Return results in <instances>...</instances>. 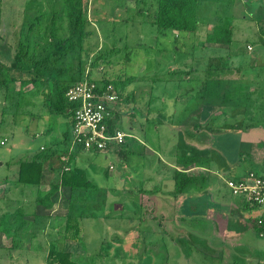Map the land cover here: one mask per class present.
Here are the masks:
<instances>
[{
	"label": "rangeland",
	"instance_id": "1",
	"mask_svg": "<svg viewBox=\"0 0 264 264\" xmlns=\"http://www.w3.org/2000/svg\"><path fill=\"white\" fill-rule=\"evenodd\" d=\"M68 1L0 0V61L12 64L24 44L32 57L31 66L38 73H46L45 67L35 65L33 57L46 56L43 50L52 42V27L60 36L69 33ZM82 2L91 34L81 47L74 46L56 60L65 70L62 84H68L85 68L97 79H118L119 75L136 79L127 86L134 89V100L121 105L124 111L120 109L115 122L137 139H127V158L85 151L86 156L79 160V164L88 166L97 185L95 190L81 192L72 205L74 213L83 210L86 214L70 220L80 224L79 234L74 228L58 233V225L67 221L70 201L63 193H56L52 197L54 210L47 207L43 214L65 216L47 223L28 221L25 229L36 226L31 239L35 248L30 249L26 233L22 245L13 246L7 231L2 230L4 226L9 228L12 220L9 217L1 222L3 213L23 209L22 218L32 220L39 189L46 192L59 181L63 164L51 156L46 161L48 178L39 188H31L17 180L19 162L33 157L41 147L58 142L71 121L65 114L51 112L40 94L24 96L32 85L12 84L10 96L0 87V264H51L46 260L52 245L55 250L72 251V258L79 264H264V231L255 228V224L260 225L264 208L241 215L238 204L242 196L234 195L228 187L226 180L231 175L220 156H227L232 170L239 167V176L264 167V0H205L196 33L167 32L159 37L152 34L150 23L142 22L143 16L134 18L138 13L136 0ZM139 16L141 22H135ZM217 22L234 24L230 47L202 44L207 30ZM97 57L99 64L92 65ZM213 78L222 81L215 83L216 88L207 95L201 87L206 79ZM118 86L124 88L123 84ZM136 91L140 97H136ZM208 105L214 108L212 114L218 123L198 130L195 124L202 119L201 108ZM203 147L210 156L206 173L218 179L214 183L222 182L221 194L225 201H231L228 209L210 207L207 213H196L199 204L194 197L210 186L207 181L193 193H169L174 189L169 177L173 169L166 158L170 155L169 162L175 164L171 152L199 153ZM242 153L248 158L243 159ZM188 170L195 173L193 167ZM217 170L224 175L219 173L217 177L213 173ZM5 195L18 201L8 204ZM232 208L239 211L232 212L230 219ZM53 227L57 233L49 238L45 232ZM248 230L245 242L240 246L235 243L233 236L238 235L233 234ZM237 247L235 255L233 249Z\"/></svg>",
	"mask_w": 264,
	"mask_h": 264
},
{
	"label": "trees",
	"instance_id": "2",
	"mask_svg": "<svg viewBox=\"0 0 264 264\" xmlns=\"http://www.w3.org/2000/svg\"><path fill=\"white\" fill-rule=\"evenodd\" d=\"M138 5V13L134 18H137L138 15L143 16L142 22L150 23L152 26V34L155 37L164 36L167 32H174L176 35H180L182 33H196L200 28V8L202 2L205 0H136ZM66 5V14L69 20V33L64 36H60L57 34L56 29L52 27V32L50 36L52 37V42L49 44V48L43 50V55L45 57L34 56L33 58L36 60L39 66L45 67L46 73H38L32 64V57L28 56V50H25V45L22 44L21 48H19L18 53L12 64H7L3 61H0V87H4L6 91V96H10L11 89L14 88V85L17 82L20 83L21 87H27L32 85L31 91L24 92V96L28 93L35 95H41L44 98V105L51 112L65 114L69 117L71 121V127L64 132L61 139L50 146L41 147V150L33 154V157L27 158L25 160H21L19 162L18 169V177L17 180L23 185L26 186L28 184L32 187L39 188L43 183L45 178L44 170L46 169V161L49 160L51 156H56V159L60 160L62 164V169L59 173V181L56 183H52L50 189L46 192H43L39 189L38 196L35 202V209L33 212V216H39L44 213L45 208L51 207L53 205L52 197L58 192L61 191L64 195L67 196L70 201L69 212L67 215V221L65 224L60 223L58 225V233L65 234L69 233L71 229L74 228L75 234H79L81 228L78 222H71L70 220L73 218H77L78 216L86 217V214L82 211L80 213H74L72 209V205H74V201L79 197L81 192H90L91 190L97 189V185L93 183L91 179V174H93L88 166H82L79 164V160L83 159L84 153H95V154H108L111 152H100L96 149H86L83 142H73L72 136V119L75 112V108L77 107V103L71 102L66 97V91L71 84L82 79L85 75V69H83L79 75L74 77L68 84L65 82L62 84V77L65 73L63 67H59L56 64V60L58 58L63 57V55L69 51L74 49V46H82L83 40L86 36L91 34V30L88 28L89 20L87 19L86 11L83 8L82 0H69L65 3ZM129 9V7H128ZM127 9V13H128ZM129 18V17H128ZM133 18V16L131 17ZM134 21H139V19ZM234 29L235 26L233 23H225V22H217L214 23L213 27L210 30H207L206 37L202 40V44L206 43H220L230 47L234 43ZM90 32V33H89ZM186 35V34H185ZM178 38V36H176ZM178 40V39H176ZM175 42V41H173ZM175 47V46H174ZM25 48V49H24ZM176 49V48H175ZM177 49H180L177 48ZM42 55V56H43ZM264 59V56H262ZM98 57L92 61V65L99 64ZM86 66V65H85ZM183 70L181 69V72ZM175 72H178L175 70ZM188 72V71H187ZM184 73V71H183ZM186 78V77H184ZM193 78H191L192 80ZM136 79L132 80L130 77L126 79V81H130V83L125 82L122 78L118 79H110L104 78V82L113 83L116 88L120 91L122 86H118V83L126 85L131 84ZM215 80V81H213ZM206 79L204 81L203 87H201L204 91H207V95L211 91L216 88L215 83L220 84L222 79L213 78ZM124 91L126 93L121 92L120 97V109L123 103H128L134 100V91L126 90L124 87ZM128 91V92H127ZM22 94V93H21ZM21 94L19 95V104L22 106L23 102L21 99ZM204 94V93H203ZM200 94L202 97L207 98V95ZM34 95V94H33ZM31 95V96H33ZM29 96L26 98L28 99ZM30 98V97H29ZM28 103H30L28 101ZM27 103V104H28ZM25 105V104H24ZM23 105V107H24ZM210 105V104H209ZM208 106H202L201 114L204 113ZM26 106V105H25ZM120 111V110H119ZM118 110L113 111V119L110 120L112 127H116V119L119 115ZM124 111V109H123ZM205 114V113H204ZM198 118V117H197ZM200 119H197L196 126L199 123ZM255 125V124H252ZM251 125V126H252ZM132 135V134H131ZM133 136V135H132ZM131 136V137H132ZM130 137V138H131ZM128 142V140H127ZM127 142L116 149V154H118L122 158L128 157L127 150L125 145ZM4 144V140L2 143ZM243 155V153H242ZM241 155V156H242ZM67 158V160L63 161V159ZM52 162V160H50ZM177 162L180 163L183 167L181 169H176L173 174V179L175 183L174 194H189L193 193L200 189L201 186L206 184L207 176L203 174H195L189 173L188 169L194 166H205L208 167L210 164V156H202L193 153H181L177 157ZM51 168H54L53 166ZM255 171V170H249ZM264 176V167L261 171H256ZM9 176L5 177V180H8ZM6 194V193H5ZM192 198V197H191ZM4 200L8 199L7 195L3 197ZM18 200H12L9 198L7 202H17ZM243 201V210L248 212H252L254 210H258L261 208L259 204L251 203L249 201ZM94 212V211H93ZM238 210H235L237 213ZM12 213V214H11ZM24 214L23 209H18L14 213L6 212L3 213V217L1 218V222H6L7 218L11 217V224H9V228H2V230H6L8 235L13 238V246H19L22 244V237L26 233L31 236V239L35 236V233H30L27 229H25V224L28 222L22 218ZM242 215V214H241ZM257 216V215H256ZM264 218V214L261 215ZM64 217V216H63ZM9 220V219H8ZM22 220L21 226L18 225V221ZM237 224V223H236ZM231 225V224H230ZM240 227L242 224H239ZM256 225V228H263V225ZM246 225H244V229ZM238 227V229H240ZM20 229V231H19ZM52 230L56 231V228H52ZM261 230V229H260ZM24 232V233H22ZM57 232V231H56ZM75 236V235H74ZM76 237V236H75ZM32 241V240H31ZM55 246L50 247V251L47 255V262L51 264H79L78 261L72 258V251L68 250H55Z\"/></svg>",
	"mask_w": 264,
	"mask_h": 264
},
{
	"label": "built area",
	"instance_id": "3",
	"mask_svg": "<svg viewBox=\"0 0 264 264\" xmlns=\"http://www.w3.org/2000/svg\"><path fill=\"white\" fill-rule=\"evenodd\" d=\"M104 78H94L89 71L66 91L69 101L77 103L72 119L73 142H83L86 149L116 153L132 135L118 125L112 127L113 111L120 110L121 91ZM232 193L264 208V176L256 171L238 179L226 180ZM260 225L264 218L259 219ZM264 231V230H263ZM262 235L264 232L261 233Z\"/></svg>",
	"mask_w": 264,
	"mask_h": 264
},
{
	"label": "crops",
	"instance_id": "4",
	"mask_svg": "<svg viewBox=\"0 0 264 264\" xmlns=\"http://www.w3.org/2000/svg\"><path fill=\"white\" fill-rule=\"evenodd\" d=\"M215 44H220V43H215ZM222 45V44H221ZM127 72V71H126ZM128 73V72H127ZM129 74V73H128ZM129 76H125L124 75V79L119 75L118 76V78H122L123 80H125V82H128V81H126V79L128 78ZM128 83H130V81L128 82ZM129 84H126V85H124V87H125V89L127 90V86H128ZM128 90H133L134 91V89L130 86V88H128ZM121 92L122 93H126V91H124V88L123 89H121ZM128 92V91H127ZM145 93V92H144ZM136 97H140V93L139 92H137L136 91ZM149 96V93L147 94V97ZM152 100V99H151ZM150 104V103H149ZM128 105V104H127ZM149 109H151L150 107H149ZM121 111H123V110H121ZM148 111V110H147ZM213 111H214V108L213 107H211V108H208V109H206L205 111H204V113H203V116H202V119L199 121V123L197 124V126H196V129H198V130H204V129H206V128H210L212 125L214 126V124H216V123H218V119L216 118V117H213ZM147 114V113H146ZM142 116H145V115H142ZM212 125H211V124ZM140 125H141V123H139L138 124V127H140ZM135 126V125H134ZM133 126V127H134ZM132 127V128H133ZM176 128L178 127V125L177 126H175ZM211 130H212V128H211ZM257 132V131H256ZM255 132V133H256ZM133 136H132V139L133 138H135V139H137L136 137H135V134H133V133H131ZM178 145H180V143L179 144H177V147H178ZM148 147V146H147ZM177 150H175V151H178L179 149L178 148H176ZM150 150V149H149ZM130 151L132 152V151H134V150H131L130 149ZM200 151L201 152H199V153H193V154H197V155H202V156H209L208 154H207V152H204V147L203 148H201L200 149ZM177 154V155H176ZM181 154V152H177V153H175V152H171V155H172V157H173V161L175 162V164H171L170 162H169V159L168 158H170V155H169V157L168 158H166L167 159V161H168V163H169V165H170V167L173 169V171H172V174L169 176V177H171L172 179H173V174H174V171L176 170V169H181V164L180 163H178L177 162V157L179 156ZM128 157H129V152L127 151V154H126ZM221 156V160L224 162V166H228V172H229V174L231 175V177L229 176L228 178H235V179H238V178H240V177H243V176H245V175H247V173H248V171L246 172V174H242L241 176H239L240 175V170H238L237 168H239V167H237L235 170H232V169H234L233 168V166L231 167V165L229 164L230 163V161H228V159H227V156L225 155V154H221L220 155ZM243 159H247L248 158V156L247 155H245V154H243L242 156H241ZM127 158V157H126ZM235 161V160H234ZM229 164V165H228ZM234 164H239V162H237V163H235L234 162ZM230 166V167H229ZM194 168V170H195V174H203V175H206L207 176V182L209 183L210 182V186H208V188L207 189H204V191L203 190H201V191H199V194L196 196V197H194V202H198V204H199V207H198V210L196 211V213H199V212H202V211H204V212H206L207 213V209H209L210 207H213L214 209H216V210H218V209H228L229 208V203H231V201L228 199V201H230V202H228V201H225L224 200V196H223V194H221V189L219 188L220 187V185H221V183L222 182H220L219 184H217V183H214V181H217V180H213V179H211V176L210 175H208L206 172H207V170H206V168L207 167H205V166H194L193 167ZM222 168H224V167H222ZM251 170V169H250ZM213 170H211V168H210V170H209V172L211 173ZM223 171H226V170H223ZM188 172H190L189 170H188ZM227 172V171H226ZM44 173H45V170H44ZM214 174H216V176L217 177H219L220 175H219V173L220 174H222L221 172H220V170H217V171H214L213 172ZM222 175H224V174H222ZM237 176V177H234V176ZM49 176V175H48ZM48 176H46L45 178L47 179L48 178ZM55 176V175H54ZM54 176H52L53 178H54ZM44 178V179H45ZM223 178V177H222ZM4 181L6 182L7 180H5V178H4ZM173 181H174V179H173ZM162 182H165V179L162 181ZM160 184L161 185H163V183H161L160 182ZM174 187H175V183H174ZM6 188V187H5ZM57 193H60L59 195L60 196H62V192L61 191H58ZM169 193L170 194H174V189H171V190H169ZM174 196H176V195H174ZM62 197H59V199L58 200H62L61 199ZM52 201H53V205L50 207V208H53V210H54V208H55V202H54V200L52 199ZM228 202V203H227ZM233 202V201H232ZM238 204V203H237ZM242 204H243V201L241 202V204H238V205H240L239 206V208H242V211H241V213H242V215H244V214H246V215H248V211H246V210H243V206H242ZM242 206V207H241ZM69 208V207H68ZM235 210H238V209H231V212H230V214H229V217H230V219H231V216H233V215H231V213L233 212V213H235ZM241 210V209H240ZM239 211V210H238ZM195 213V214H196ZM205 213V214H206ZM213 213H215V211L213 212ZM216 213H218V212H216ZM60 214V213H59ZM53 215V212L51 213V212H49L48 214L47 213H45V214H43L42 213V215H39V216H33V219L32 220H28L26 217H24V219H26L27 221H31L33 224H36V223H39V221H46V223L47 222H49V221H51V220H58L59 219V221L63 218V215L65 216V213L64 214H62L61 215V219L60 218H54V217H51ZM209 217H213V215H211V214H207ZM211 215V216H210ZM231 215V216H230ZM205 216V215H204ZM200 217V216H199ZM215 217V216H214ZM232 221V220H231ZM230 221V222H231ZM247 226V225H246ZM33 228H36V226L34 227H30V228H28L27 230L30 232V233H35V230L36 229H33ZM255 228H256V226H255ZM248 229V228H247ZM19 231H20V229H19ZM54 232H56V231H54V230H48V231H46L45 233L49 236V238H54ZM22 233H24V232H22ZM57 233V232H56ZM232 233V232H231ZM250 233V231L248 230V232H241V233H238V232H236V234H233V235H238L237 237H234L233 236V238L237 241V242H235V243H237V244H239V246L241 245L240 243H244L245 242V238H246V236L248 235ZM232 237V236H231ZM229 238V239H231V240H233V238ZM12 240H13V236L11 235V237H10ZM28 240L30 241V249H32V248H35V245L33 244V242L31 241V236H29L28 237ZM234 243V244H235ZM14 244V243H13ZM22 245V244H21ZM20 245V246H21ZM2 246V245H1ZM238 246V247H239ZM2 247H4V246H2ZM39 246H37V248H38ZM238 247H237V250L236 249H233V253L236 255L237 253H238ZM251 255V254H250ZM252 256V255H251ZM250 261H251V259H250Z\"/></svg>",
	"mask_w": 264,
	"mask_h": 264
}]
</instances>
